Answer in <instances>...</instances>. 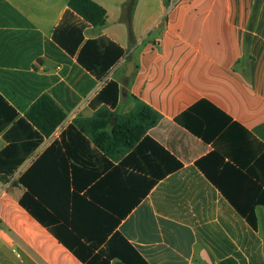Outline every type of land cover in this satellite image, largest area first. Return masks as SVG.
I'll list each match as a JSON object with an SVG mask.
<instances>
[{
	"label": "crops",
	"instance_id": "1",
	"mask_svg": "<svg viewBox=\"0 0 264 264\" xmlns=\"http://www.w3.org/2000/svg\"><path fill=\"white\" fill-rule=\"evenodd\" d=\"M94 1L106 10V23L87 27L85 39L105 35L125 50L106 78L120 85L115 108L90 107L105 80L52 38L69 0H0V94L22 118L43 94L66 113L18 170L0 180V264H83L50 231L56 222L42 223L20 202L27 189L19 178L41 156L37 184L46 190L61 185L65 167H76L77 191L86 198L77 216L86 245L105 238L109 224L92 230L98 217L120 218L115 232L149 264L228 258L264 264V0H179L172 7L169 0H137L131 15L137 40L127 29L128 0ZM141 104L158 122L133 146L112 147L113 127ZM104 107L116 114L109 134L92 133L90 122ZM71 124L85 129L84 137L64 134ZM9 143L0 133V152ZM167 153L181 166L168 162Z\"/></svg>",
	"mask_w": 264,
	"mask_h": 264
},
{
	"label": "trees",
	"instance_id": "2",
	"mask_svg": "<svg viewBox=\"0 0 264 264\" xmlns=\"http://www.w3.org/2000/svg\"><path fill=\"white\" fill-rule=\"evenodd\" d=\"M136 2L137 0H128L124 6L125 19L129 26H131V15ZM68 6V10L55 28L52 38L68 54L76 57L78 63L96 79L105 80L102 89L91 100L90 107L96 109L99 104H104L110 108H115L119 100L120 85L116 80L106 78L111 69L124 56L125 50L105 35L85 39L84 30L87 27L102 26L106 23V10L104 7L94 0H69ZM96 116L98 119H92L90 122V131L93 133L100 130V132L109 134L106 128L116 114L104 107L97 111ZM65 118L66 113L48 94H43L36 100L26 118L19 117L16 109L0 94V133H4V137L10 140L8 146L0 152V180L11 177L42 143L43 137L49 136ZM99 118L102 119L99 120ZM158 119L156 112L149 106L141 104L135 112L120 118L118 124L113 127L110 134L114 139V144L111 142L112 147L118 144H121L122 147L133 146L140 140L149 126H153L158 122ZM97 120L98 124L96 125ZM82 130L86 132L85 129H78L71 124L64 131V134L74 131L84 137L81 134ZM99 141L100 138H94V143L104 149ZM148 142L149 138L146 137L140 147H144ZM110 148H107L108 153H111ZM73 157L84 162L75 155ZM42 158L43 156L19 178L18 183L27 189L20 200L25 208L39 218L42 223L56 222L55 226H49L50 231L62 243L67 245L83 264H111L114 259H118L124 264H149L119 232H115L116 226L121 222L120 218L109 222L105 217H98L99 219L96 220L98 224H95L92 230L101 232L103 231L101 224H109L105 238L103 237L96 242L94 240L89 241V245L83 243L81 241L83 229L78 225L77 216L81 201L83 199L86 201V198L80 196L77 191L79 186L76 183V167H71V172L69 166L65 167L67 172H61L58 178L61 185L46 190L37 184L39 181L37 180V167ZM167 159L168 162L170 160L175 162V158L168 153ZM174 166L178 168L181 164L175 162ZM149 174L153 175V172L150 171ZM158 180L159 176L149 178V182H146L149 186L141 189L140 195L136 198L134 204L147 196ZM72 185L74 191L70 189ZM88 205L89 207H95L92 202H89ZM93 209L90 208L92 214ZM41 210L47 211L51 219L42 218ZM127 212H119V216H125ZM248 222L256 228L253 220L249 219ZM68 226L71 229H68ZM92 230L90 231L92 232ZM108 233L112 236L103 244ZM219 264H237V261L228 258L220 261Z\"/></svg>",
	"mask_w": 264,
	"mask_h": 264
},
{
	"label": "rangeland",
	"instance_id": "3",
	"mask_svg": "<svg viewBox=\"0 0 264 264\" xmlns=\"http://www.w3.org/2000/svg\"><path fill=\"white\" fill-rule=\"evenodd\" d=\"M146 1H149V0H146ZM151 3H152V0H151ZM127 29H128V33L130 35V40H131V38H133L135 40L141 39L142 36H140L138 31L135 29V24L134 23H132L131 27L129 25H127Z\"/></svg>",
	"mask_w": 264,
	"mask_h": 264
},
{
	"label": "water",
	"instance_id": "4",
	"mask_svg": "<svg viewBox=\"0 0 264 264\" xmlns=\"http://www.w3.org/2000/svg\"><path fill=\"white\" fill-rule=\"evenodd\" d=\"M132 67H133V63L130 62V63H129V66H128V69H127V75H130V72H131V70H132Z\"/></svg>",
	"mask_w": 264,
	"mask_h": 264
},
{
	"label": "built area",
	"instance_id": "5",
	"mask_svg": "<svg viewBox=\"0 0 264 264\" xmlns=\"http://www.w3.org/2000/svg\"><path fill=\"white\" fill-rule=\"evenodd\" d=\"M179 0H169V5L172 7L174 4H176ZM33 158H31L32 160Z\"/></svg>",
	"mask_w": 264,
	"mask_h": 264
}]
</instances>
